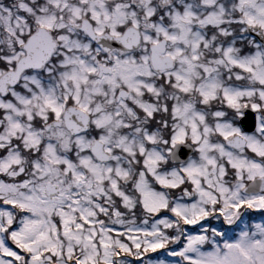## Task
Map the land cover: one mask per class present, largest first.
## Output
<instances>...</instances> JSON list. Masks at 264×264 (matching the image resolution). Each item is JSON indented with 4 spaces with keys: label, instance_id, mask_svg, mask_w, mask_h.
<instances>
[{
    "label": "snow or ice",
    "instance_id": "obj_1",
    "mask_svg": "<svg viewBox=\"0 0 264 264\" xmlns=\"http://www.w3.org/2000/svg\"><path fill=\"white\" fill-rule=\"evenodd\" d=\"M0 264H264V0H0Z\"/></svg>",
    "mask_w": 264,
    "mask_h": 264
}]
</instances>
